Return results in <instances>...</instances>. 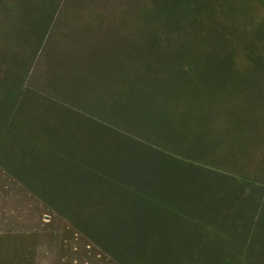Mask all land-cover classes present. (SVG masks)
<instances>
[{
  "label": "trees",
  "instance_id": "16d2710c",
  "mask_svg": "<svg viewBox=\"0 0 264 264\" xmlns=\"http://www.w3.org/2000/svg\"><path fill=\"white\" fill-rule=\"evenodd\" d=\"M44 1L43 66L0 96V166L117 264H250L264 0Z\"/></svg>",
  "mask_w": 264,
  "mask_h": 264
},
{
  "label": "rangeland",
  "instance_id": "374dc122",
  "mask_svg": "<svg viewBox=\"0 0 264 264\" xmlns=\"http://www.w3.org/2000/svg\"><path fill=\"white\" fill-rule=\"evenodd\" d=\"M51 11L50 2L48 4L44 0H0V96L6 94V86L13 84L12 79L20 80L29 68L30 73L35 75L39 67L43 66V61L40 60L42 31L37 20L43 15L50 19ZM253 12L262 15L264 5L259 1L255 2ZM239 43L235 45L237 66H245L240 50L244 40L239 39ZM263 153L264 149L248 161L250 167L246 172L253 175L255 172H262L258 169V164H264ZM22 197L27 206L29 198L26 195ZM30 204L31 209L37 207L33 201ZM41 210L43 239L38 250L40 264H117L44 204ZM259 217L258 231L256 230L258 233L254 240L251 239L252 244L246 253L250 264H264V204ZM9 248L13 249L11 245ZM26 264H31V261Z\"/></svg>",
  "mask_w": 264,
  "mask_h": 264
},
{
  "label": "crops",
  "instance_id": "0c3cea01",
  "mask_svg": "<svg viewBox=\"0 0 264 264\" xmlns=\"http://www.w3.org/2000/svg\"><path fill=\"white\" fill-rule=\"evenodd\" d=\"M20 194L29 198L27 206ZM32 201L37 207L31 209ZM43 204L0 166V264H26L29 261L31 264H40L38 250L43 239L41 234ZM44 206L52 211L45 204ZM9 245L12 246V250Z\"/></svg>",
  "mask_w": 264,
  "mask_h": 264
}]
</instances>
